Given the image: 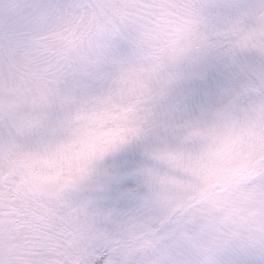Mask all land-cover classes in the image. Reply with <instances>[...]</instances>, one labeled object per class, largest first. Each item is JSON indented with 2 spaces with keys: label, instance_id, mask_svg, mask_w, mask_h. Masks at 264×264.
<instances>
[{
  "label": "snow or ice",
  "instance_id": "snow-or-ice-1",
  "mask_svg": "<svg viewBox=\"0 0 264 264\" xmlns=\"http://www.w3.org/2000/svg\"><path fill=\"white\" fill-rule=\"evenodd\" d=\"M0 264H264V0H0Z\"/></svg>",
  "mask_w": 264,
  "mask_h": 264
}]
</instances>
